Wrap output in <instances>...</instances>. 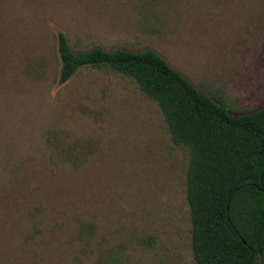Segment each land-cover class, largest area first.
<instances>
[{
    "label": "rangeland",
    "instance_id": "374dc122",
    "mask_svg": "<svg viewBox=\"0 0 264 264\" xmlns=\"http://www.w3.org/2000/svg\"><path fill=\"white\" fill-rule=\"evenodd\" d=\"M59 33L153 49L240 115L264 105V0H0V264H196L188 149L130 77L60 83Z\"/></svg>",
    "mask_w": 264,
    "mask_h": 264
},
{
    "label": "trees",
    "instance_id": "16d2710c",
    "mask_svg": "<svg viewBox=\"0 0 264 264\" xmlns=\"http://www.w3.org/2000/svg\"><path fill=\"white\" fill-rule=\"evenodd\" d=\"M58 52L60 83L87 66L130 77L157 103L171 141L188 149L185 193L196 264H264V105L232 114L153 49L75 51L59 33Z\"/></svg>",
    "mask_w": 264,
    "mask_h": 264
},
{
    "label": "water",
    "instance_id": "95a60500",
    "mask_svg": "<svg viewBox=\"0 0 264 264\" xmlns=\"http://www.w3.org/2000/svg\"><path fill=\"white\" fill-rule=\"evenodd\" d=\"M229 200V199H228ZM243 242H245L244 240H243Z\"/></svg>",
    "mask_w": 264,
    "mask_h": 264
}]
</instances>
